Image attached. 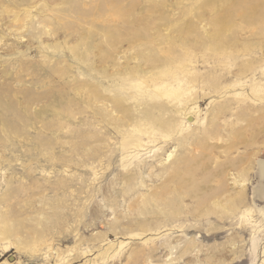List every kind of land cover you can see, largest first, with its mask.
Instances as JSON below:
<instances>
[{"label":"rangeland","instance_id":"rangeland-1","mask_svg":"<svg viewBox=\"0 0 264 264\" xmlns=\"http://www.w3.org/2000/svg\"><path fill=\"white\" fill-rule=\"evenodd\" d=\"M0 264H264V0H0Z\"/></svg>","mask_w":264,"mask_h":264}]
</instances>
